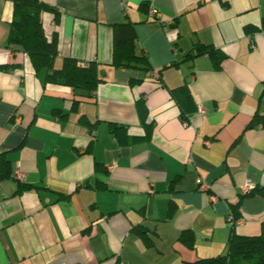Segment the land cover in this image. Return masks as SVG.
<instances>
[{"label":"crops","instance_id":"0c3cea01","mask_svg":"<svg viewBox=\"0 0 264 264\" xmlns=\"http://www.w3.org/2000/svg\"><path fill=\"white\" fill-rule=\"evenodd\" d=\"M44 1L59 14L44 15L55 67L94 62L102 81L91 93L46 81L9 47L15 5L0 0V65L17 64L0 70V153L29 186L0 177V264H188L227 252L233 205L237 232L261 234L264 0ZM128 22L151 70L113 63ZM200 45L220 67L191 57ZM184 84L186 114L172 92Z\"/></svg>","mask_w":264,"mask_h":264},{"label":"trees","instance_id":"16d2710c","mask_svg":"<svg viewBox=\"0 0 264 264\" xmlns=\"http://www.w3.org/2000/svg\"><path fill=\"white\" fill-rule=\"evenodd\" d=\"M13 2L15 5V19L11 24L9 47L14 51L27 53L36 71L45 69L47 71L45 80L48 82L62 83L75 89L87 90L90 93L97 89L102 80L94 62L84 65L75 58L67 57L63 60L61 68L55 67V60L59 53L58 35L56 33L47 34L44 25V15L49 13L56 14L58 20L59 14L56 8L44 0H13ZM114 37L113 63L115 66L152 69L147 57L137 55L135 52L136 35L132 22L116 24ZM205 53L211 55L217 67L221 66L225 56L221 55L211 45L198 46L194 49L191 57ZM16 68L17 64L0 65V70L5 71L15 70ZM172 92L183 108L184 114L191 110L189 101L192 99V95L188 85L184 84L173 88ZM141 105L144 104L141 103ZM256 122H264V117L258 115ZM111 126L115 131L126 128L116 123ZM9 163L8 157L0 153V177L10 175V177L12 176L15 179V173H10ZM15 180L19 184V191L29 189L26 179L24 181ZM231 215H233L235 220L240 219V213L234 205L233 212L229 214V217ZM228 221L231 225L230 219ZM231 228L228 249L225 254L199 258L188 264H264V222L261 234L255 236L239 234L235 229V224L231 225ZM180 239L189 248H195V235L190 230L183 232Z\"/></svg>","mask_w":264,"mask_h":264},{"label":"built area","instance_id":"2783aa9c","mask_svg":"<svg viewBox=\"0 0 264 264\" xmlns=\"http://www.w3.org/2000/svg\"><path fill=\"white\" fill-rule=\"evenodd\" d=\"M150 13H151L152 15L158 14L157 11H156L155 9H151V10H150ZM156 74H157V73H156ZM200 111H201V112H204L205 109H204L203 107H201V108H200ZM15 179H19V180L24 181V180H25V174H24L22 171H18V172L15 173ZM199 189L202 190V191H207V190L210 189V186H209V184L206 183L205 181L200 180ZM251 189H252V186H251L250 184H246V185L243 187V192H249V191H251ZM212 199H213L214 201H216V196H212ZM229 219H230V221H231V222H230L231 225H233V224L236 225L238 222H241V221H242V219L235 220L234 217H233V215H231V216L229 217Z\"/></svg>","mask_w":264,"mask_h":264}]
</instances>
